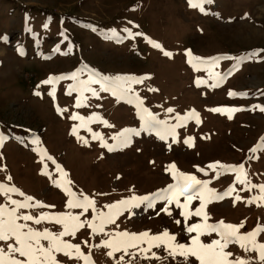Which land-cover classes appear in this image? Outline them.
<instances>
[{
  "label": "rangeland",
  "instance_id": "374dc122",
  "mask_svg": "<svg viewBox=\"0 0 264 264\" xmlns=\"http://www.w3.org/2000/svg\"><path fill=\"white\" fill-rule=\"evenodd\" d=\"M204 9L201 12L190 7L188 0H0V136L4 138L0 146V183L32 196L30 203L40 201L55 206L18 209V213H83L81 221H90L91 208L83 212L65 207L69 199L65 187L77 195L89 196L95 201L96 213L107 214L111 211L108 205L133 196L151 197L174 183L173 170H165L174 163L175 170L210 181L208 186L217 193L234 186L231 196L207 203L204 211L210 217L209 223L244 222L241 232L264 224V206L246 203L259 194V189L241 190L244 186L235 181V173L222 172L217 177L207 167L216 161L243 164L252 184H264V152L249 151L264 137V111L253 107L264 106V53L257 52L239 63L221 59L215 65L197 64L196 70L185 55V50L190 49L194 56L202 58H235L264 49V0H213ZM126 28L142 35H130L124 31ZM164 51L172 56L166 57ZM73 72L77 80L69 77L42 83L50 76ZM210 73L224 74V78L213 87L215 81ZM90 76L95 80L148 78L131 85L135 95H124L118 87L103 91L100 83L88 84ZM200 80L204 83L198 84ZM69 85L96 89L98 95L79 90L68 94ZM230 90L247 95L230 96ZM81 94L87 100L77 107ZM137 96L157 120L166 121L160 126L161 134L177 123V116L184 120L192 110L198 115L175 129V142L170 135L161 140L157 130L143 126ZM217 107L222 111H211ZM167 108L173 112L168 113ZM93 113L107 124L94 118L87 127L78 129L83 139L71 134L81 118L87 120ZM73 114L78 116L76 120L70 119ZM124 129L134 130L127 133L130 143L111 152L102 147L100 139H93V134L99 133L104 143L117 144L118 134ZM187 137L193 138L189 141L191 147L184 142ZM236 195L242 199L234 206ZM25 196L3 193L0 204L13 207L9 197L23 201ZM180 200L183 203L184 197ZM199 206L197 199L187 209L169 205L172 214L168 215L160 211L165 201L157 200L153 208L146 207L145 202L124 211L116 217L115 224L105 226V232L115 235L121 231H147L153 235L167 230L176 235L178 242L187 244L190 238L186 225L202 222V217L185 220L180 213ZM18 223H28L39 231L62 230L61 225L47 220L39 225L23 220ZM108 238L104 233L93 234L85 223L75 236L62 239L79 244L81 252L90 254L94 264H119L123 253L109 257L111 249L96 247ZM217 238L216 234L201 237L205 243ZM257 240L264 241V233ZM6 243L0 241V246ZM41 243L47 245V241ZM140 247L148 248V243ZM229 250L234 256L252 257V264H260L255 253H246L238 245H230ZM129 251L138 254L135 264H181L179 258L168 257L163 248L151 249L159 260H142L139 249ZM56 256L59 264H83L62 253ZM123 264H132V258L125 255ZM192 264L198 262L193 258Z\"/></svg>",
  "mask_w": 264,
  "mask_h": 264
},
{
  "label": "snow or ice",
  "instance_id": "6c2138e0",
  "mask_svg": "<svg viewBox=\"0 0 264 264\" xmlns=\"http://www.w3.org/2000/svg\"><path fill=\"white\" fill-rule=\"evenodd\" d=\"M213 0H188L190 7L199 8L201 12L205 11L204 5L212 3ZM125 32H128L130 35L140 36L142 33L136 32L132 33L130 29H125ZM153 43V46L156 48H161L159 43L150 41ZM257 52L264 53V49L255 50L251 53L241 55L238 57L230 56H217L202 58L194 56L190 49L185 50V55L189 58L188 63L192 65L193 69L196 70L197 64H208L211 63L215 65L221 59H235L237 63L243 60H247L252 56H255ZM163 54L166 57H171L172 53L164 51ZM235 67V65H233ZM214 78L213 87L219 83L220 80L224 78V74L220 73H210ZM71 78L77 80V73L73 72L71 74L64 75L62 74L59 77H49L47 80L42 81L44 84L53 82V80ZM148 77H103L101 80H95L93 77H89L87 83H100L101 90L109 91L118 87L122 94L127 95L132 93L135 95L134 91L131 89L132 84L142 83L143 79ZM119 82V83H118ZM197 83H204L203 80L197 81ZM69 93L71 91H89L93 96L98 95L96 89L93 88H83L77 89L75 85H69ZM155 91V89H150ZM39 95V93H35ZM115 95V91H113ZM49 95H54V90L49 91ZM229 95H247V93H233L229 91ZM137 99V108L138 115H141L142 120L144 121V127L147 130H157V135L161 140L166 139V136L170 135L173 137V142H175V129L181 127L188 119L195 118L198 114L195 113V110H192V114L186 115L184 120H181L179 116L176 117L177 123L166 128L161 134L160 126L166 125V121L157 120L156 116L148 111L147 108H144L143 102L140 97ZM87 100L82 94L77 97L76 106H82ZM259 107L260 111H264V106H253ZM239 109H231V111H236ZM57 111H62L57 108ZM66 111V109L64 110ZM168 113L173 112L172 108H167ZM213 112H221L222 109L217 107L211 109ZM78 116L73 114L70 119L76 120ZM99 119L100 122L107 124V121L102 120L98 117V114L93 113L87 120L81 118V123L76 125L72 129L73 135H77L78 139H83L78 135V129L80 127H87L88 123H91L93 119ZM231 118V117H229ZM197 123L199 120L197 119ZM91 132V129H88ZM134 131L130 129H124L119 136L117 144H107L103 142V138L100 137L99 133L93 134V139H100L102 147H106L108 151H113L116 147L125 146L130 143V138L127 135L128 132ZM136 135H139V132H135ZM116 139V137H113ZM193 138H185V143L191 147L189 143ZM4 138L0 136V146L3 145ZM86 142V141H85ZM250 153H257L258 151L264 152V137H261L260 142H258L253 148H251ZM51 159V157H48ZM250 159L253 157H249ZM59 167V166H57ZM199 172H205L204 168L199 166H194ZM209 169H212L216 172L217 177L222 172H233L236 174L235 181L244 186L241 190H251L253 188L259 189V194L257 196L249 198L246 203H256L257 206H264V184H252L251 181L247 179V172L245 171L243 164L238 165H226L222 164L219 161L210 163L207 165ZM176 166L174 163L167 165L165 170L171 171L174 183H170L166 188L159 190L158 193L151 194L149 196L142 197H131L130 199H122L116 202L113 205H108L107 207L111 209L107 214L100 212L96 213V205L93 199H90L89 196L80 193L77 195L73 192L70 187H65L64 191L66 192L69 199L66 201L65 207L71 209H82L83 212H87L89 208L93 210V216L90 221H81L79 215L72 213H54V214H45L40 213L39 216H33L30 214H21L18 213V209L34 208V207H55L54 205H43L42 202L36 201L35 203H30L34 200L32 196H25L23 192H20L15 186H8L6 184L0 183V194L3 193H14L19 192L21 196H25L23 201L11 199L9 197V203L13 207H8V205L0 204V241L7 242L6 246H0V264H59L56 253H62L67 256L69 259L76 258L83 261V264H94L91 259L90 254H84L80 250L79 244L70 243L64 239L65 236H75L78 229L83 228L85 223L87 227L91 229L93 234L104 233L109 238L102 242V245H96V247H106L111 249L107 252L109 257H112L114 253H123L119 258V264H123L125 260V255H128L132 258V264H135L137 260V253L129 251L130 249H139V259L150 260L157 259L160 257L157 256L156 252L151 251L152 248H163L167 252L168 257H171L172 260H179L181 264H192V259L194 258L198 264H252V257L245 256H234L233 252L229 250L230 245H238L246 253H255V259L260 261V264H264V241H258L257 237L264 233V224H257L255 228L247 232H241L240 229L244 227V222L240 224H231L226 223L223 220H220L215 223H209L210 217L204 211L207 203H210L214 200H222L226 196H231L235 191L233 185H230L222 193H217L215 189L210 188L208 185L210 181L198 179L196 175L185 173L182 171L175 170ZM66 175V174H65ZM119 178V177H117ZM8 180H11V177H7ZM54 183L57 186L60 185V181L56 180ZM70 184V182H68ZM102 195V194H101ZM180 197H184L183 203H181ZM193 199L200 201V206L197 207L194 211H184L182 210L180 215L187 220L191 216L202 217V222H197L194 224L186 225L185 231L189 235L190 242L180 243L177 241L175 234H170L167 230H164L162 233L150 235L149 232L141 233H129L127 231H121L112 235L105 232V226L113 225L116 222V217L121 215L124 211L138 207L140 204L146 202V207L153 208L157 200L165 201V207L160 209L161 212H165L168 215H171L169 205L175 204L177 208L187 209L190 202ZM242 197L236 195L233 200V205L235 206L236 202L241 200ZM159 214V213H158ZM19 220L25 222L32 221L35 224L39 225L42 221L47 220L56 225H61L62 230L59 232H52L49 229L45 228L43 231H39L31 227L28 223H18ZM180 223V221H177ZM195 233V235H192ZM212 234L217 235V239H212L210 242L205 243L201 237L211 236ZM41 240L47 241V245L41 243ZM13 241V242H9ZM148 243V248H141L142 243ZM74 250V251H73ZM150 253V255H149Z\"/></svg>",
  "mask_w": 264,
  "mask_h": 264
}]
</instances>
